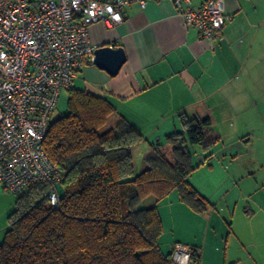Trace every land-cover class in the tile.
Returning a JSON list of instances; mask_svg holds the SVG:
<instances>
[{
  "label": "crops",
  "instance_id": "0c3cea01",
  "mask_svg": "<svg viewBox=\"0 0 264 264\" xmlns=\"http://www.w3.org/2000/svg\"><path fill=\"white\" fill-rule=\"evenodd\" d=\"M224 13L228 19L221 38L207 43L195 28L184 26L172 2H150L144 8L131 4L123 10L122 24L89 27L95 48L123 49L125 63L118 74L87 63L72 88L112 104L116 114L108 119L109 128L123 118L145 137L132 148L133 160L142 159L144 166L152 145L166 149L165 137L182 132L181 114L209 119L210 133L220 141L203 151L197 168L207 157L206 162L223 158L236 166L234 173L227 169L233 189L212 203L190 182L192 173L189 182L211 208L197 214L179 201L169 211L177 213V237L169 240L167 254L174 244L186 245L194 249L197 264H206V246L216 243L223 225L231 231L236 220L246 223L264 215V205L256 202L264 190V161L247 152L251 142L264 146V0H224ZM14 205L0 185V242ZM250 247L245 246L248 256L256 254Z\"/></svg>",
  "mask_w": 264,
  "mask_h": 264
},
{
  "label": "trees",
  "instance_id": "16d2710c",
  "mask_svg": "<svg viewBox=\"0 0 264 264\" xmlns=\"http://www.w3.org/2000/svg\"><path fill=\"white\" fill-rule=\"evenodd\" d=\"M67 92V112L52 120L42 143L60 175L57 207L47 206V183L15 194L0 264H174L171 252L163 255L159 248L163 225L157 204L176 192L194 213L211 208L189 182L202 164H193L190 147L206 153L220 141L210 133L211 122L181 114L182 132L165 137L166 149L152 145L144 170L135 175L132 148L145 137L123 118L103 129L116 114L112 104ZM150 196L154 204L144 205Z\"/></svg>",
  "mask_w": 264,
  "mask_h": 264
},
{
  "label": "built area",
  "instance_id": "2783aa9c",
  "mask_svg": "<svg viewBox=\"0 0 264 264\" xmlns=\"http://www.w3.org/2000/svg\"><path fill=\"white\" fill-rule=\"evenodd\" d=\"M164 0H0V185L11 194L51 186L47 206L57 207L60 175L43 150L61 93L73 88L95 47L89 27L123 23L125 7ZM185 27L213 43L227 17L224 0H165ZM198 1L196 5L194 2ZM191 247L174 244V264H193Z\"/></svg>",
  "mask_w": 264,
  "mask_h": 264
},
{
  "label": "rangeland",
  "instance_id": "374dc122",
  "mask_svg": "<svg viewBox=\"0 0 264 264\" xmlns=\"http://www.w3.org/2000/svg\"><path fill=\"white\" fill-rule=\"evenodd\" d=\"M67 103L68 92L63 91L52 116V120H56L66 114ZM110 125L111 121L109 120L103 129L109 128ZM155 140L157 141V139ZM190 152L192 154L193 164L197 165L200 163V158L203 155L202 147L192 146L190 147ZM247 152L248 155L258 156L260 160L264 161L263 145L251 142L247 148ZM206 161H208V159H205L204 164L193 172L190 182L198 187L203 196L212 197V203H218L225 195L229 196L230 192L228 194L227 192L233 189L231 188L233 181L228 180L230 179L227 170L229 165L220 157L212 159L209 162ZM133 162L135 175H138L144 170L145 166L140 158L133 160ZM229 168L231 174L234 173L236 166L232 165ZM6 194L12 196L14 200L16 199L14 194L7 192ZM170 196L171 197H168L166 201H160L157 204L158 210H160V214L164 219V231L159 239V247L163 254H167L169 251V248H167L169 240L177 237V213L173 211L170 213L169 211L173 209V206L181 204L176 192H173ZM256 198L257 203L262 202L264 205V190L260 191ZM154 202V197L150 196L145 199L143 204L150 205L154 204ZM170 206H172V208ZM226 226L227 225H223L222 230L219 233H215L216 236L213 240H215L216 243L206 246L205 263L264 264V215L260 214L259 217L246 223L236 220L235 226L232 227V232ZM252 232L254 236H252ZM245 246H254L255 248L250 247V249L256 254L248 256Z\"/></svg>",
  "mask_w": 264,
  "mask_h": 264
},
{
  "label": "water",
  "instance_id": "95a60500",
  "mask_svg": "<svg viewBox=\"0 0 264 264\" xmlns=\"http://www.w3.org/2000/svg\"><path fill=\"white\" fill-rule=\"evenodd\" d=\"M92 63L107 71L111 76H116L125 63V54L122 48L105 46L96 48L93 53Z\"/></svg>",
  "mask_w": 264,
  "mask_h": 264
}]
</instances>
